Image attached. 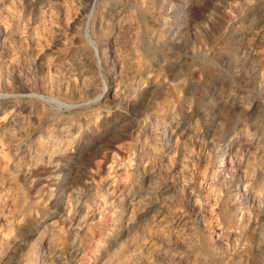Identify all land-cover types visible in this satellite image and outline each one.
Instances as JSON below:
<instances>
[{
  "label": "rangeland",
  "instance_id": "1",
  "mask_svg": "<svg viewBox=\"0 0 264 264\" xmlns=\"http://www.w3.org/2000/svg\"><path fill=\"white\" fill-rule=\"evenodd\" d=\"M0 9V264H24L18 254L49 235L62 236L64 264L106 263L138 231L154 232L167 207L228 255L211 264L240 255L264 264V0H0ZM17 122L27 133L9 140ZM140 197L150 215L129 222Z\"/></svg>",
  "mask_w": 264,
  "mask_h": 264
},
{
  "label": "bare ground",
  "instance_id": "2",
  "mask_svg": "<svg viewBox=\"0 0 264 264\" xmlns=\"http://www.w3.org/2000/svg\"><path fill=\"white\" fill-rule=\"evenodd\" d=\"M64 1V0H63ZM114 1V0H113ZM117 1V0H116ZM124 1V0H123ZM138 1V0H137ZM10 3L12 1H9ZM22 2V1H21ZM136 2V1H135ZM147 2V1H146ZM145 2V3H146ZM150 2V1H149ZM8 3V2H7ZM15 3V2H14ZM53 3V2H52ZM124 3V2H122ZM25 4V2H24ZM54 4V3H53ZM125 4V3H124ZM137 4V3H136ZM12 5V4H11ZM145 5V4H144ZM13 6V5H12ZM39 6V5H38ZM42 6V5H41ZM47 6V5H46ZM49 6V4H48ZM47 6V7H48ZM51 6V4H50ZM54 6V5H53ZM146 6H149V5H146ZM153 6V5H152ZM4 7V6H2ZM7 7V6H6ZM10 7V6H9ZM40 7V6H39ZM140 7V6H139ZM14 8V7H13ZM49 8V7H48ZM48 8H47V11H48ZM147 8V7H146ZM149 8V7H148ZM9 9V8H8ZM45 9V8H44ZM150 9V8H149ZM161 9V8H160ZM1 10V9H0ZM40 10V9H39ZM46 10V9H45ZM147 10V9H145ZM6 11V10H5ZM9 11V10H8ZM14 11V10H13ZM51 11V10H50ZM151 11V10H150ZM154 11V10H153ZM1 12V11H0ZM12 12V11H11ZM44 12V11H43ZM157 13V11H155ZM4 13V12H3ZM39 13V12H38ZM163 14V13H162ZM165 14V13H164ZM1 15V14H0ZM5 15V14H4ZM44 15V13H43ZM47 15V14H46ZM8 16V14H7ZM10 17V15H9ZM18 17V16H17ZM44 17V16H43ZM125 17V16H124ZM127 17V16H126ZM125 17V18H126ZM12 18V17H11ZM117 19V18H116ZM5 20V19H4ZM9 20V19H8ZM40 20V19H39ZM42 20V19H41ZM119 20V18H118ZM117 20V21H118ZM123 20V19H122ZM44 21V20H43ZM103 21V20H102ZM100 21V22H102ZM125 21V20H124ZM136 21V20H135ZM4 22V21H3ZM6 22V21H5ZM10 23V22H9ZM104 23V22H103ZM135 23V22H134ZM128 24V23H127ZM13 25V24H12ZM131 25V24H130ZM134 25V24H133ZM4 26V25H3ZM15 26V25H14ZM124 26V25H123ZM138 28V27H137ZM8 29V28H7ZM138 30V29H136ZM2 31V30H1ZM8 31V30H7ZM19 31V30H18ZM119 31V30H118ZM124 31V30H123ZM135 31V30H134ZM155 31V30H154ZM5 33V32H4ZM0 32V38H4L5 37V34ZM37 33V32H36ZM23 34V33H22ZM137 34V33H136ZM155 34V33H154ZM13 35V34H12ZM16 35V34H15ZM131 35V34H130ZM139 35V34H138ZM20 36V35H19ZM150 36V35H148ZM155 36V35H154ZM138 37V36H137ZM120 39V38H119ZM134 39V38H133ZM140 39V38H139ZM3 40V39H2ZM5 40V39H4ZM131 41H133L132 39H129ZM135 40V39H134ZM126 41V40H125ZM8 42V41H7ZM151 42V41H150ZM1 43V42H0ZM5 43V42H4ZM12 44V43H11ZM19 44V43H18ZM118 44V43H117ZM135 44V43H134ZM15 45V44H14ZM122 45V44H121ZM136 45V44H135ZM148 45V44H147ZM151 45V44H150ZM154 45V44H153ZM3 46V45H2ZM137 46V45H136ZM4 48V46H3ZM20 48V47H19ZM117 48V47H116ZM137 48V47H136ZM141 48V47H140ZM118 49V48H117ZM116 49V50H117ZM125 49V48H124ZM143 49V48H142ZM1 52V51H0ZM81 52V51H80ZM116 52V51H115ZM125 52V50H124ZM11 53V52H10ZM13 54V53H12ZM118 54V53H117ZM129 54V53H128ZM140 54V53H139ZM15 55V54H14ZM17 55V54H16ZM83 55V54H82ZM122 55V54H121ZM130 55V54H129ZM141 55V54H140ZM139 55V56H140ZM6 56V55H5ZM10 56H13L10 54ZM124 56V55H123ZM127 56V55H126ZM125 56V57H126ZM131 57V56H130ZM138 57V56H137ZM117 58V57H116ZM10 59V58H9ZM48 59V58H47ZM118 59V58H117ZM124 59V58H123ZM134 59V58H133ZM141 59V58H140ZM18 60L17 59V56H16V59L15 61ZM20 60V59H19ZM18 60V61H19ZM25 60V59H23ZM45 60V59H44ZM51 60V59H50ZM147 61V60H146ZM13 62V61H12ZM20 62V61H19ZM49 62V60H48ZM47 62V63H48ZM78 62V61H77ZM118 62V61H117ZM130 62V61H129ZM132 62V61H131ZM46 63V61H45ZM76 63V62H75ZM80 63V62H79ZM77 63V64H79ZM84 63V62H83ZM141 63V62H140ZM139 63V64H140ZM13 64V63H12ZM138 64V63H137ZM18 65V64H17ZM75 65V64H74ZM129 65V64H128ZM142 65V64H141ZM25 66V65H24ZM46 66V65H45ZM44 66V67H45ZM50 66V65H49ZM52 66V65H51ZM133 66V65H132ZM138 66V65H137ZM6 67V65H5ZM17 67V66H16ZM28 67V66H27ZM78 67V66H77ZM124 67V66H123ZM127 67V66H126ZM131 67V66H129ZM135 67V66H134ZM26 68V67H25ZM29 68V67H28ZM1 69V68H0ZM4 69V68H3ZM2 69V70H3ZM9 69V68H7ZM86 67L84 65H81L80 66V73L83 74V72L85 71ZM125 69V67H124ZM128 69V68H127ZM126 69V70H127ZM142 69V68H141ZM145 69V68H144ZM10 70V69H9ZM8 70V71H9ZM15 70V69H14ZM22 70V69H21ZM1 71V70H0ZM29 71V70H28ZM78 72V70H76ZM6 72V70H5ZM13 72V71H12ZM25 72V71H24ZM23 72V73H24ZM120 72V71H119ZM130 72V71H129ZM128 72V73H129ZM135 72V71H134ZM151 72V71H150ZM14 73V72H13ZM79 73V72H78ZM86 73V72H85ZM126 73V72H125ZM11 74V72H10ZM15 74V73H14ZM17 74V73H16ZM21 74V73H20ZM75 74V73H74ZM89 74V73H88ZM139 74V73H138ZM162 74V73H161ZM3 75V74H2ZM7 75V74H6ZM23 75V74H22ZM77 75V74H76ZM118 75V74H117ZM124 75V74H123ZM131 75V74H130ZM151 75V74H149ZM10 76V75H9ZM13 76V75H12ZM19 76V75H18ZM30 76V75H29ZM83 76V75H82ZM159 76V75H158ZM157 76V78H158ZM7 77V76H6ZM115 77V76H114ZM113 77V78H114ZM125 77V76H124ZM2 78V77H1ZM18 78V77H17ZM25 78V77H24ZM78 78V77H77ZM118 78V77H117ZM121 78V77H120ZM162 78V77H161ZM6 79V78H5ZM14 79V77H13ZM20 79V78H19ZM22 79V78H21ZM26 79V78H25ZM80 79V78H79ZM78 79V80H79ZM134 79V78H133ZM15 80V79H14ZM58 80V79H57ZM76 80V79H75ZM81 80V79H80ZM122 80V79H121ZM129 80V79H128ZM139 80V79H138ZM26 81V80H25ZM83 81V79H82ZM85 81V79H84ZM93 81V80H92ZM114 81V80H113ZM118 81V80H117ZM132 81V79H131ZM8 82V81H7ZM57 82V81H56ZM76 82V81H75ZM79 82V81H78ZM145 82V81H144ZM18 83V82H17ZM27 83V82H26ZM50 83V82H49ZM83 83V82H82ZM119 83V82H118ZM140 83V82H139ZM4 84V83H3ZM77 84V83H76ZM11 85V84H10ZM29 85V84H28ZM53 85V84H52ZM84 85V84H83ZM91 85V84H90ZM116 85V84H115ZM25 86V85H24ZM27 86V85H26ZM30 86V85H29ZM123 86V85H121ZM135 86V84H134ZM28 87V86H27ZM118 87V86H117ZM7 88V87H6ZM122 88V87H121ZM133 88V87H132ZM10 89V88H9ZM119 89V88H118ZM142 89V88H141ZM116 90V89H115ZM115 90L113 92H115ZM127 90V89H126ZM82 91V89H81ZM118 91V90H116ZM135 91V90H134ZM164 91V90H163ZM158 92V91H157ZM123 93V92H122ZM128 93V92H127ZM140 94V93H139ZM153 94V93H152ZM157 94V93H156ZM159 94V93H158ZM161 94V93H160ZM113 95V94H112ZM125 96V95H124ZM163 96V95H162ZM115 97V96H114ZM121 97V96H120ZM167 97V96H166ZM165 98V97H164ZM169 99V97H167ZM172 98V97H171ZM249 98V97H248ZM113 99V98H112ZM120 99V98H119ZM116 100V99H115ZM129 100V99H128ZM140 101V100H139ZM243 101V100H242ZM246 101V100H245ZM113 102V101H112ZM143 102V101H142ZM145 103V102H144ZM184 103V102H183ZM1 104V103H0ZM125 104V103H124ZM123 104V105H124ZM128 104V103H127ZM133 104V103H132ZM186 104V103H185ZM143 105V104H142ZM3 106V105H2ZM141 106V104H140ZM129 107V106H128ZM131 107V106H130ZM138 109V108H137ZM138 111V110H137ZM141 111V110H140ZM137 113V112H136ZM138 114V113H137ZM170 114V113H169ZM7 115V114H6ZM20 115V114H19ZM177 118V117H176ZM177 120V119H176ZM3 121V120H2ZM64 121V120H63ZM171 121V120H170ZM173 121V120H172ZM12 122V121H11ZM62 122V121H61ZM145 122V120H144ZM37 123V122H36ZM146 124V123H145ZM162 124V123H161ZM30 125V124H29ZM36 125V124H35ZM50 125V124H49ZM60 125V124H59ZM72 125V124H71ZM150 125V124H149ZM169 125V124H167ZM177 125V124H176ZM7 126V125H6ZM10 126V125H9ZM26 126V125H25ZM28 126V125H27ZM32 126V125H31ZM62 126V125H61ZM151 126V125H150ZM147 127V126H145ZM154 127V126H153ZM157 127V126H156ZM5 128V127H4ZM9 128V127H8ZM11 129V127H10ZM75 129V128H74ZM1 130V129H0ZM3 130V128H2ZM58 130V129H57ZM61 130V129H60ZM161 130V129H160ZM165 131V130H164ZM183 131V130H182ZM199 131V130H198ZM66 132V131H65ZM151 132V131H150ZM149 132V133H150ZM172 132V131H171ZM174 132V131H173ZM27 133V127L25 128L21 122H17L15 124H13L12 126V129L10 131H8V139L9 140H13L14 138H16V136L18 137V135H24ZM76 133V132H75ZM74 133V134H75ZM79 133V132H78ZM77 133V134H78ZM158 133V132H157ZM163 133V132H162ZM169 133V132H168ZM199 133V132H198ZM2 134V133H1ZM46 134V133H45ZM161 134V133H160ZM159 134V135H160ZM38 135H39V132H38ZM153 135V134H152ZM156 135V134H155ZM197 136V135H196ZM195 136V137H196ZM71 137V136H70ZM163 137V136H162ZM174 137V136H173ZM178 137V136H177ZM176 137V139H177ZM34 138V137H33ZM41 138V137H40ZM188 138V137H187ZM190 138V137H189ZM19 139V138H17ZM62 139V138H61ZM65 139V138H64ZM160 139V138H159ZM193 139V138H192ZM6 140V139H5ZM25 140H26V137H25ZM24 140V141H25ZM36 140V138H35ZM43 140V139H41ZM40 140V141H41ZM45 140V139H44ZM43 140V141H44ZM55 140V139H54ZM69 140V139H68ZM144 140V139H143ZM152 140V139H151ZM186 140V138H185ZM51 141V140H50ZM56 141V140H55ZM159 141V140H158ZM195 141V140H194ZM7 142V141H6ZM11 142V141H10ZM31 142V141H29ZM35 142V141H34ZM57 142V141H56ZM67 142V141H66ZM184 142V141H183ZM182 142V143H183ZM189 142V141H188ZM193 142V141H192ZM1 143V141H0ZM3 143V142H2ZM13 143V142H12ZM20 143V142H19ZM42 143V142H41ZM48 143V142H47ZM68 143V142H67ZM245 143V142H244ZM23 144V143H22ZM44 143L42 144H39V143H36V149H43L45 146L43 145ZM185 144V143H183ZM187 144V143H186ZM189 144V143H188ZM12 145V144H11ZM29 145V144H28ZM56 145V144H54ZM249 144H243V147L247 148ZM53 146V145H52ZM60 146V145H59ZM150 146V145H149ZM189 146V145H188ZM232 146V145H231ZM20 147V146H19ZM24 147V146H23ZM26 147V145H25ZM34 147V146H33ZM227 147V146H226ZM1 148V147H0ZM3 148V147H2ZM15 148V147H14ZM55 148V147H54ZM61 148V147H60ZM64 148V147H63ZM62 148V149H63ZM66 148V147H65ZM146 148V147H145ZM189 148V147H188ZM4 149V148H3ZM16 149V148H15ZM20 149V148H19ZM48 149V148H47ZM179 149V148H178ZM227 149H230V148H227ZM9 150V149H8ZM7 150V151H8ZM14 150V149H13ZM30 150V148H29ZM52 150V149H51ZM183 150L185 152V148L183 147ZM256 150V149H255ZM254 150V151H255ZM1 151V150H0ZM15 151V150H14ZM24 151V150H23ZM34 151V150H33ZM43 150H41L42 152ZM58 151V150H57ZM236 151V149H235ZM240 150H238L237 152H239ZM242 151H245V150H242ZM4 151H2L3 153ZM6 152V151H5ZM11 152V151H10ZM20 152V150H19ZM36 152V151H35ZM52 152V151H51ZM154 152V151H153ZM182 152V151H181ZM224 152V151H223ZM1 153V152H0ZM225 153V152H224ZM233 153V152H232ZM231 153V154H232ZM264 153V152H263ZM21 154V153H19ZM18 154V155H19ZM42 154V153H41ZM49 154V153H48ZM54 154V153H53ZM56 154V153H55ZM230 154L227 153V156L225 154L224 158H222L221 160H224L226 159V157H228ZM230 154V155H231ZM236 154V153H235ZM240 154V153H238ZM249 154V153H248ZM32 155V154H31ZM31 155L30 153H28L27 151V154L26 156L28 157V159H31ZM43 155V154H42ZM47 155V154H46ZM52 155V154H51ZM183 155V154H182ZM255 155V154H254ZM1 156V155H0ZM22 156V155H21ZM36 156V155H35ZM39 156V155H38ZM50 156V155H49ZM166 156V155H165ZM185 156V155H184ZM2 157V156H1ZM18 157V156H17ZM44 157V156H43ZM52 157V156H51ZM163 157V156H162ZM19 158V157H18ZM35 158V157H34ZM56 158V157H55ZM167 158V157H166ZM169 158V156H168ZM181 158V157H180ZM179 158V159H180ZM237 158V157H236ZM256 158V156H255ZM263 158V156L261 157ZM39 159V158H38ZM228 161L229 158H227ZM21 160V159H19ZM33 160V159H32ZM30 160V161H32ZM54 160V159H53ZM156 160V159H155ZM35 161V160H34ZM40 161V160H39ZM38 161V162H39ZM169 161H172V160H169ZM168 161V162H169ZM227 161V160H226ZM21 162V161H20ZM27 162V161H26ZM29 162V161H28ZM50 162V161H49ZM55 162V161H53ZM160 162V161H159ZM260 162V161H259ZM22 163V162H21ZM46 163V161H45ZM218 163V162H217ZM24 164H26L24 162ZM54 164V163H53ZM171 164V163H170ZM21 165V164H20ZM38 165V164H37ZM162 164H160L161 166ZM179 165H181V162L179 161V164L175 165L176 168H179ZM183 165V164H182ZM18 166V165H17ZM22 166V165H21ZM25 166V165H24ZM49 166V165H48ZM54 166V165H53ZM167 166V165H166ZM29 167V166H28ZM31 167V166H30ZM29 167V168H30ZM37 167V166H36ZM39 167V166H38ZM43 167V166H42ZM159 167V166H158ZM172 167V165H171ZM182 167V166H181ZM218 167V166H217ZM18 168V167H17ZM16 168V170H17ZM45 168V167H44ZM161 168V167H160ZM23 169V168H22ZM35 169V168H33ZM182 169V168H181ZM226 169V168H225ZM224 169V170H225ZM26 170V169H25ZM31 171V169H29ZM140 170V169H139ZM155 170V169H154ZM184 170V169H183ZM182 170V171H183ZM14 171V170H13ZM161 171V170H160ZM165 171V170H164ZM167 171V170H166ZM180 171V170H179ZM215 171V170H214ZM220 171V170H219ZM222 171V170H221ZM220 171V172H221ZM227 171V170H226ZM225 171V172H226ZM148 172V171H147ZM175 172V171H174ZM224 172V173H225ZM25 173V172H24ZM151 173V172H150ZM154 173V172H153ZM214 173V172H213ZM217 174L219 172H216ZM232 173V172H231ZM41 174V173H40ZM135 174V173H134ZM175 174H178V173H175ZM83 175V174H82ZM81 175V177H82ZM85 175V174H84ZM83 175V176H84ZM77 176V175H76ZM151 176V175H150ZM156 176V175H155ZM181 176V175H180ZM217 176V175H216ZM139 177V176H138ZM143 177V176H142ZM154 178V175L152 176ZM150 178V177H149ZM182 178V177H180ZM188 178V177H187ZM227 178V177H225ZM138 179V178H137ZM151 179V178H150ZM219 179V178H218ZM76 180V179H75ZM80 180V179H79ZM152 180V179H151ZM214 180V178H213ZM74 181V180H73ZM72 181V183H73ZM178 181V179H177ZM189 181V180H188ZM157 182V180H156ZM216 182V181H215ZM76 183V182H75ZM132 183V182H131ZM181 183V182H180ZM224 183V182H223ZM3 184V183H2ZM178 184V183H177ZM187 184V183H185ZM184 184V185H185ZM222 184V183H221ZM216 185V184H214ZM228 185V183H227ZM238 185V184H237ZM236 185V187H237ZM249 185V184H248ZM72 186V185H70ZM131 186V185H130ZM12 187V186H11ZM193 187V186H192ZM175 188V187H174ZM188 188V187H187ZM217 188V187H216ZM215 188V189H216ZM220 188V187H219ZM263 188V187H262ZM80 189V188H79ZM160 189V188H159ZM221 189V188H220ZM244 189V188H242ZM256 189V187H255ZM72 190V189H71ZM107 190V189H106ZM163 190V189H162ZM175 190V189H174ZM247 190V188H246ZM158 191V190H157ZM156 191V193H157ZM239 191V189H238ZM221 192V191H220ZM70 193V191H69ZM163 193V192H161ZM190 193V192H189ZM194 193V192H193ZM222 193V192H221ZM220 193V195H221ZM248 193V192H247ZM250 193V192H249ZM262 193V191H261ZM15 194V193H14ZM166 194V193H165ZM223 194V193H222ZM259 196L260 193H258ZM2 195V194H1ZM74 195V194H73ZM106 195V194H105ZM127 195V194H126ZM163 195V194H162ZM192 195V194H191ZM229 195V194H228ZM263 195V194H262ZM75 196V195H74ZM144 196V194H143ZM195 196V195H194ZM254 196V195H253ZM18 197V196H16ZM85 197V196H84ZM139 197V196H138ZM142 197V196H141ZM133 198L132 201H129V205H128V212H127V215H128V218L127 220L129 222H133L134 219L136 218L137 221L141 220L142 217H145L147 215H150V212H151V199L148 200V198ZM154 197V196H153ZM173 197V196H172ZM176 197V196H175ZM224 197V196H223ZM229 197V196H228ZM227 197V198H228ZM106 198V197H105ZM183 198V197H182ZM191 198V197H190ZM218 198V197H217ZM257 198V197H256ZM119 199V198H118ZM121 199V198H120ZM119 199V200H120ZM194 199V198H193ZM196 199V198H195ZM234 199V198H233ZM154 200V199H153ZM157 200V198H156ZM166 200V199H165ZM181 200V199H180ZM220 200V198H219ZM160 201V200H159ZM174 201V200H173ZM185 201V200H184ZM195 201V200H194ZM221 201V200H220ZM119 202V201H118ZM223 202V200H222ZM232 202V201H231ZM187 203V202H186ZM226 203V202H225ZM234 203V202H233ZM115 204V203H114ZM164 204V203H163ZM230 204V203H229ZM86 206L88 204H85ZM105 205V204H104ZM193 205V204H192ZM221 205V203H220ZM225 205V204H224ZM231 205V204H230ZM120 206V204L118 205ZM122 206V205H121ZM180 206V204H179ZM195 206V205H194ZM219 206V205H218ZM182 207V206H181ZM184 207V206H183ZM190 207V206H189ZM196 207V206H195ZM178 208V207H177ZM221 208V207H220ZM84 209H85V206H84ZM88 209V208H87ZM153 209V208H152ZM163 209H164V206H163ZM197 209V208H196ZM229 209V208H228ZM80 210V209H79ZM90 210V209H89ZM121 210V209H120ZM123 210V209H122ZM159 210V209H158ZM198 210V209H197ZM84 211V210H83ZM153 211V210H152ZM196 211V210H195ZM222 211V210H221ZM85 212V211H84ZM123 212V211H122ZM68 213V212H67ZM86 213V212H85ZM115 213V212H114ZM153 213V212H152ZM191 213V212H190ZM232 213V212H231ZM84 214V213H83ZM225 214V213H224ZM78 215V214H77ZM86 215V214H85ZM93 215V214H91ZM153 215V214H152ZM230 215V214H229ZM240 215V214H239ZM243 215V214H242ZM89 216V215H88ZM191 216V215H190ZM194 216V215H193ZM199 217H201L200 215H198ZM118 217V216H117ZM121 217V216H120ZM148 217V216H147ZM146 217V218H147ZM224 217V216H223ZM229 217V216H228ZM64 218V217H63ZM73 218V216H72ZM77 218V217H76ZM82 218V217H81ZM154 220L156 222V228L154 229L155 231L154 232H147L145 229L143 230H140L136 236H134V238L130 239L129 241L125 242L124 245H122V249L120 251L119 249V252L115 255H113V257H111V259L109 261H107L106 263H102L101 264H211L212 263V260L211 257L213 258H218L221 262L224 261V259L228 256L227 254H221L219 253L218 251H215L213 249V245L214 244H209L208 241L206 239L208 238H202V236L200 237L201 238V241L200 239H198V233H197V230H194L192 228V223H191V218L189 219L188 218V215L185 213L184 210H178V209H173L171 207H167L166 209L164 210H160L159 213H155L154 215ZM226 218V217H225ZM231 218V217H230ZM240 218V217H239ZM67 219V218H66ZM75 219V218H74ZM193 219V218H192ZM198 219V217H197ZM65 220V219H63ZM80 220V219H79ZM86 220V219H85ZM32 221V220H31ZM87 221V220H86ZM90 221V220H89ZM136 221V220H135ZM149 221V220H148ZM225 221V219H224ZM227 221V220H226ZM47 222V221H46ZM75 222V220H74ZM92 222V221H91ZM115 222V221H114ZM147 222V221H146ZM145 222V223H146ZM153 222V221H152ZM151 222V223H152ZM196 222V221H195ZM144 223V222H143ZM200 222H198L199 224ZM232 223V222H230ZM236 223V221H235ZM51 224V222H50ZM63 224V222H62ZM115 224V223H114ZM194 224V223H193ZM61 225V224H60ZM122 225V224H121ZM125 225V223H124ZM138 225V223H137ZM146 225V224H145ZM245 224H243L242 226H244ZM257 225V224H256ZM263 225V224H262ZM49 226V225H48ZM126 226V225H125ZM142 226V224H141ZM152 226V225H151ZM203 226V225H202ZM229 226V224H228ZM238 226V225H236ZM240 226V225H239ZM58 227V226H57ZM79 227V226H78ZM88 227V226H87ZM131 227V225H130ZM134 227V225H133ZM144 227V226H143ZM149 227V226H148ZM195 227V226H194ZM231 227V226H230ZM142 229V227H140ZM145 228V227H144ZM198 228V227H197ZM248 228V227H247ZM251 228V226H250ZM257 228V227H256ZM262 228V227H261ZM56 229V228H55ZM76 228H74L75 230ZM91 229V228H90ZM113 229V228H112ZM120 229V228H119ZM153 229V227H152ZM205 229V228H203ZM238 229V228H237ZM59 230V229H58ZM229 230V229H228ZM227 230V231H228ZM241 230V229H240ZM245 228H242L240 234H239V238H236L240 240H242L244 238V234H246L244 232ZM253 230V229H252ZM66 231V230H65ZM64 231V232H65ZM71 231V230H70ZM118 231V230H117ZM238 231V230H237ZM85 232V231H83ZM81 232V233H83ZM127 232V231H126ZM129 232V231H128ZM37 233V232H36ZM54 233V232H53ZM58 233V232H57ZM60 233V231H59ZM89 233V232H88ZM123 233V232H122ZM49 234V233H48ZM74 234V233H73ZM120 234V233H119ZM235 234V233H234ZM12 235V234H11ZM35 235V234H34ZM75 235V234H74ZM87 235V234H86ZM118 235V234H117ZM126 235V233H125ZM132 235V234H131ZM2 236V235H1ZM72 236V235H71ZM84 236V234H83ZM258 236L259 233H258ZM15 237V236H14ZM62 237V236H61ZM60 235L59 237H54V236H51L49 235L47 239H44V242H38V243H35L33 246L30 247V251L32 252H26V253H23L21 252V254H18L22 259L26 260L27 262H29L30 264H64V261H63V258L61 257V254H62V243L60 240L61 239ZM67 237V236H66ZM126 237V236H125ZM206 237V236H205ZM230 237V236H229ZM233 237V236H232ZM254 237V234L253 236ZM11 238V237H10ZM45 238V237H44ZM64 238V237H63ZM73 238V237H72ZM231 238V237H230ZM261 238V237H260ZM16 239V238H15ZM71 239V237H70ZM75 239V238H74ZM233 239V238H232ZM73 240V239H72ZM71 240V241H72ZM247 240V239H246ZM245 240V241H246ZM255 240V239H253ZM258 240V238H257ZM256 240V241H257ZM69 241V240H68ZM70 241V242H71ZM224 241V240H223ZM230 241V240H229ZM252 241V240H251ZM255 241V242H256ZM14 242V240L12 241ZM236 242V240H235ZM11 243V242H10ZM27 243V242H26ZM30 243V242H29ZM44 244V248L42 249V245L41 244ZM64 243V242H63ZM72 243V242H71ZM75 243V242H74ZM117 243V242H116ZM12 244V243H11ZM73 244V243H72ZM121 244V243H120ZM232 244V243H231ZM239 244V243H238ZM261 244V243H260ZM21 245V244H20ZM23 245V244H22ZM80 245V244H78ZM219 245V244H218ZM222 245V244H221ZM224 245V244H223ZM251 245V244H250ZM249 245V246H250ZM0 246H3L0 244ZM24 246V245H23ZM28 246V245H27ZM106 246V245H105ZM120 246V245H119ZM20 247V246H19ZM25 247V246H24ZM73 245L71 244H68V248H72ZM98 247V246H97ZM227 247V244L226 246ZM229 247V246H228ZM243 247V246H242ZM258 247V246H257ZM3 248V247H2ZM21 248V247H20ZM74 248V247H73ZM216 248V247H215ZM222 248V247H221ZM233 248V247H231ZM236 248V246H235ZM253 248V247H252ZM4 249V248H3ZM7 249V248H6ZM112 249V248H111ZM224 249V248H223ZM226 249V248H225ZM229 249V248H228ZM25 250V249H24ZM28 250V249H27ZM43 250V251H42ZM74 250V249H73ZM110 250V249H109ZM227 250V249H226ZM225 250V251H226ZM233 250V249H232ZM251 250V249H249ZM1 251V250H0ZM20 251V250H19ZM228 251V250H227ZM236 251V250H235ZM248 251V250H246ZM69 252H71L69 250ZM222 252V251H221ZM233 252V251H232ZM250 252V251H249ZM1 253V252H0ZM40 253H43V256L40 258L38 257L37 255H40ZM74 253V252H73ZM107 253V252H106ZM110 253V252H109ZM229 253V252H228ZM243 253V252H241ZM16 254V253H15ZM33 254V255H32ZM72 254V253H71ZM111 254V253H110ZM233 253H231L230 255H232ZM252 254V253H251ZM259 254V253H258ZM42 255V254H41ZM256 255V254H255ZM264 255V254H263ZM261 255V257L263 256ZM70 256V255H69ZM68 256V257H69ZM107 256V254H106ZM242 256V259H239L237 260V258L235 256H231V258L233 259L230 264H245L246 260L244 261V258H243V255H240ZM108 257V256H107ZM225 257V258H224ZM33 258V259H32ZM110 258V257H108ZM258 258V257H257ZM18 259V258H17ZM230 259V258H229ZM251 259V258H250ZM254 259V258H253ZM263 259V258H262ZM108 260V259H107ZM216 260V259H215ZM228 260V259H227ZM226 261V260H225ZM1 262V261H0ZM19 262V261H18ZM25 262V263H27ZM10 263V262H9ZM14 263V262H13ZM24 263V264H25ZM216 263V262H215ZM12 264V262H11ZM20 264V263H19ZM252 264V263H251Z\"/></svg>",
  "mask_w": 264,
  "mask_h": 264
}]
</instances>
